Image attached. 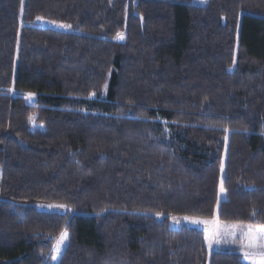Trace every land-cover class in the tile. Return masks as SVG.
<instances>
[{"label":"trees","instance_id":"16d2710c","mask_svg":"<svg viewBox=\"0 0 264 264\" xmlns=\"http://www.w3.org/2000/svg\"><path fill=\"white\" fill-rule=\"evenodd\" d=\"M191 3L0 0V264H245L172 219L264 226V0Z\"/></svg>","mask_w":264,"mask_h":264},{"label":"rangeland","instance_id":"374dc122","mask_svg":"<svg viewBox=\"0 0 264 264\" xmlns=\"http://www.w3.org/2000/svg\"><path fill=\"white\" fill-rule=\"evenodd\" d=\"M209 0H192V5L195 6H206L208 4ZM37 26L40 27H48V28H54L60 31L68 32L69 29L67 27H60L59 24H54L52 22L38 20L36 22ZM27 101L30 104L35 103L36 97L31 95L27 96ZM41 209L46 211H57V212H64L65 208H60L56 206H41ZM181 226H189L194 227L198 229H202L206 232L207 235V244L209 247V242L212 240L213 233H221L225 229L227 230H236V237L235 239L232 238V236H227V242L221 241L219 244H216L214 241L212 243V247L209 248L211 252L219 251V250H229V251H235L243 255L245 264H252V261L248 258H246L242 251V245L247 244V240L245 238H242L241 236V230H246L248 228H256L258 226L255 225H249V224H233V223H224L221 222L218 218V215H216L215 218L212 220H201V219H194V218H188V217H179V218H173L172 219V227L174 229H178ZM67 241H65V244ZM65 244L62 246V249L64 248ZM62 251V250H61ZM60 251V252H61ZM56 253V259L58 258V254Z\"/></svg>","mask_w":264,"mask_h":264},{"label":"snow or ice","instance_id":"6c2138e0","mask_svg":"<svg viewBox=\"0 0 264 264\" xmlns=\"http://www.w3.org/2000/svg\"><path fill=\"white\" fill-rule=\"evenodd\" d=\"M40 19V18H38ZM60 27H70V25H59ZM116 39L123 40L124 36L122 33H117ZM31 96V94H29ZM223 190V188H221ZM56 207H66L64 205H58ZM232 236L233 239L236 237V230L225 229L221 233H213L212 240L209 242V248L212 247L213 241L219 244L222 240L227 242V236ZM242 238L247 240V244L242 245V251L246 258L252 261V264H264V226H258L256 228H248L246 230H241ZM68 239V233L63 232L56 243L54 252L59 253L62 250V246ZM56 258L55 256L53 257Z\"/></svg>","mask_w":264,"mask_h":264},{"label":"bare ground","instance_id":"6f19581e","mask_svg":"<svg viewBox=\"0 0 264 264\" xmlns=\"http://www.w3.org/2000/svg\"><path fill=\"white\" fill-rule=\"evenodd\" d=\"M44 211H46V210H44Z\"/></svg>","mask_w":264,"mask_h":264}]
</instances>
